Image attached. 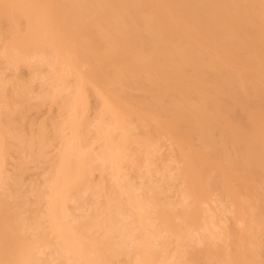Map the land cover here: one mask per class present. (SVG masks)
Segmentation results:
<instances>
[{
  "label": "bare ground",
  "instance_id": "obj_1",
  "mask_svg": "<svg viewBox=\"0 0 264 264\" xmlns=\"http://www.w3.org/2000/svg\"><path fill=\"white\" fill-rule=\"evenodd\" d=\"M4 35L9 64L52 55L61 81L74 77L73 102L89 88L99 109L91 133L73 114L64 118L80 147L62 142L56 166L43 180L45 194L31 186L35 202L41 195L45 200L43 220L22 217L28 195L0 196V264H190L183 247L202 227V204L211 192L229 197L238 217L246 212L241 189L258 199L252 183L264 182V0H0ZM131 89L145 97L135 100ZM2 113L10 115L7 106ZM143 120L146 131L137 137ZM88 134L99 149L82 152ZM160 135L179 147L178 176L188 203L169 201L175 176L166 168L158 183L139 185L113 173L132 144L151 156L149 147ZM22 142L16 143L20 149ZM30 142L27 149L34 151ZM94 160L101 170L96 182L90 179ZM208 169L218 172L215 181ZM69 208L81 212L69 215ZM261 210L254 220L264 228ZM150 221L155 224L147 230ZM29 229L34 232L28 235ZM168 240L175 247L165 258ZM237 242L228 263L249 264L251 237L239 235ZM210 245L197 251L198 264H208ZM42 246L51 253L39 257Z\"/></svg>",
  "mask_w": 264,
  "mask_h": 264
},
{
  "label": "rangeland",
  "instance_id": "obj_2",
  "mask_svg": "<svg viewBox=\"0 0 264 264\" xmlns=\"http://www.w3.org/2000/svg\"><path fill=\"white\" fill-rule=\"evenodd\" d=\"M1 26L4 28L3 23ZM6 40V35L0 37V196L4 192H11L12 195H17V193L23 194L22 196L28 195L24 196L26 201L28 199V205L20 210L22 217L26 220L29 217L27 222H31L32 216L41 217L42 215L41 220H43L46 210L45 200L41 199L43 197L41 195L37 199L38 203H36V197L32 193V189L41 191L44 188L45 190L43 180H45L46 184L47 178L51 176L50 173L56 166L57 151L61 147L62 142L65 141L71 148L80 147L75 145L73 133L63 123V120L71 113L82 124L87 123L88 131L91 133L95 124L96 113L99 109V100L88 88L84 92L82 101L73 102L72 85L74 77L73 75H67L63 83L58 74L61 66L52 55H32L26 57L23 62L18 61L9 64L4 55ZM86 67V63L80 65L81 70ZM130 93L135 100L145 97V93L141 89H131ZM5 106L10 111L9 116L2 113V107ZM142 123V126L134 131L137 137L144 136L146 131V126L144 125L146 121L143 120ZM8 129L11 133L9 135L7 134ZM17 135L21 137L19 138V140L21 139L19 143L23 140L21 143L22 146L25 145L23 149L17 146V144L19 145L17 139L14 141ZM42 135L41 141L40 137ZM91 135H87V141L81 147L82 152L99 149L100 142L94 141ZM11 137H13V140ZM28 140L31 141L32 150L37 154L39 153L38 156L34 155V151L27 149ZM39 140L44 143L41 144ZM14 143H17L14 146L18 147L19 150L18 148L15 149ZM192 144L196 148L198 143L193 141ZM31 146L29 147L31 148ZM132 147L136 148L137 146L131 145L121 160L119 168L113 172L117 174L118 181L126 180L139 185L143 180L148 179L153 183H158L162 169L166 168L175 176L173 187L167 193L169 201L176 203L184 199L188 203L191 200L188 197L185 183L178 176V169L182 168V164L179 162V147L168 136L160 135L152 141L151 147H149L151 156L148 155L145 147L141 146L138 149ZM30 152H34V154L32 153L31 155ZM144 158L148 159V163L144 161ZM15 164H20V167L14 166ZM94 164L95 169L92 171L90 179L96 182L100 180L101 170L97 161L94 160ZM220 164L221 166H226L227 163L221 160ZM147 166L155 168L156 171L150 175L146 171ZM22 167H25V170ZM207 173L210 181H215L218 178V172L215 170L208 169ZM7 178H11L10 182ZM237 178L236 174L232 175L233 184L237 183ZM6 181L7 184H4ZM13 181L17 184L12 185ZM108 183V179L105 177L102 185L105 191ZM252 185L255 187L258 199L246 198L243 189L238 194L242 200V208L246 209L242 217H238L235 214V207L229 197L218 195L214 192L210 193L202 204L205 210L204 219L200 220L202 227L193 234V238L183 247L185 250L183 259L187 263L198 264L197 251L212 243L209 248L212 253L208 264H230L228 263L230 255L239 249L237 237L247 233L252 239V244H248L247 247L253 250V257L250 259L249 264H264V228L257 225L254 220V214L258 213V206H261V211L264 214V182L253 181ZM44 190H42L43 193L45 192ZM25 191L28 193L24 194ZM103 196L105 195H101L100 199ZM89 210H93V208ZM80 212L72 208L67 211L69 215ZM205 221L209 225H204ZM154 224V221L148 222L147 230ZM209 230L213 232V236H209ZM33 232L34 230L31 229L27 231L28 235ZM197 238H199L198 242H196ZM131 239L133 237L130 235L128 240L133 241ZM174 247V241L168 240L165 244L163 257H170L174 252ZM38 251L39 257H45L51 253V248L42 246L36 250L37 253Z\"/></svg>",
  "mask_w": 264,
  "mask_h": 264
}]
</instances>
